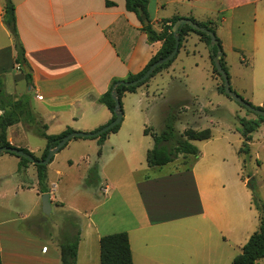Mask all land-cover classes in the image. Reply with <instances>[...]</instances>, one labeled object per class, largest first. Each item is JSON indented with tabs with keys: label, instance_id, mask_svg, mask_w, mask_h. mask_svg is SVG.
Instances as JSON below:
<instances>
[{
	"label": "crops",
	"instance_id": "crops-1",
	"mask_svg": "<svg viewBox=\"0 0 264 264\" xmlns=\"http://www.w3.org/2000/svg\"><path fill=\"white\" fill-rule=\"evenodd\" d=\"M11 1L31 84L26 83L24 75L18 77L13 39L3 22V0L0 79L9 100L30 96L35 119L46 126L47 135H58L66 129L93 133L107 124L112 114L98 101L99 97L113 79L124 80L141 72L163 43L148 40L142 23L126 10L125 0ZM146 1L147 23L157 33L175 17L210 23L223 50L230 88L244 100L263 107L264 0ZM237 49L251 55L249 67L232 60ZM201 63H207L218 94V77L211 68L209 46L190 31L183 34L174 60L144 86L162 87L167 102L193 100L199 110L206 109L199 100H206L211 106L203 97L208 92L203 83L191 81L188 76ZM196 85L200 90L190 88ZM144 86L122 96V122L102 144L97 139L74 138L58 151H77L79 161L87 168L84 173L93 165L99 177V183L91 191L88 189L94 197L91 206L82 212L66 210L85 219L78 224L75 264H100V237L122 231L128 234L133 264H231L260 223V212L253 204L256 192L247 189L240 166L245 163L244 153L239 151L242 137L234 133L235 145L228 140L213 143L212 135L205 141H192L199 150L196 158L179 155L164 166L148 167L146 152L152 148L153 140L149 133L144 134L143 117L150 112ZM259 130L248 143L247 155H254L256 161L262 149L254 147L262 140ZM32 136L41 142H32ZM6 140L37 158L46 147V140L21 121L7 128ZM58 152L47 164L50 213L54 207H64L63 200L54 195L59 189L60 170L55 169L53 180H49ZM68 157L66 162L72 165ZM18 162L14 159L16 165ZM27 169L18 170L17 175L26 176ZM7 174L1 173L0 180L11 176ZM250 177H255V173L249 180ZM259 185L262 193L264 178ZM15 188L33 191L41 199L37 176L24 184L18 182ZM123 209H130L127 217L122 215ZM123 219L126 223L119 224ZM19 220L15 209L0 207L1 264H61L59 243L53 236L40 233L33 225H21ZM57 227L61 229L60 225ZM61 230L73 228L69 225ZM256 264H264V258Z\"/></svg>",
	"mask_w": 264,
	"mask_h": 264
},
{
	"label": "trees",
	"instance_id": "trees-1",
	"mask_svg": "<svg viewBox=\"0 0 264 264\" xmlns=\"http://www.w3.org/2000/svg\"><path fill=\"white\" fill-rule=\"evenodd\" d=\"M3 22L6 25L8 31L13 39V47L15 50L14 62L22 69L24 79L27 84H31V73L28 71L24 73L23 65L27 68V64L24 57V49L19 41L16 31V20H15V7L11 0H3ZM125 8L128 11L133 12L137 19L142 23L143 30L147 34L149 41L161 40L162 46L157 54L149 61V63L144 67V69L136 75H130L124 80L113 79L108 90L99 97L98 101L104 104L112 114V119L114 118V99L112 97V92L115 93V97L119 100L120 107L122 106L121 98L126 93L135 92L136 88L141 86L149 78L159 72L161 69L167 67L173 60H170L161 66L155 68L151 76L145 81L138 83L135 86H124L118 84L123 81H132L141 77L152 63L158 59L168 55L174 48L175 40L172 32L173 24L179 19L175 17L169 21V24L162 25V30L157 33L155 32L149 23L144 24V20L147 19V1L146 0H125ZM193 23L197 24L199 27L205 28L211 32H214L213 27L210 23L197 22L191 18ZM148 21V19H147ZM194 32L201 37L203 41L209 46L210 59L212 63V71L221 80V84L217 86L219 93L224 94V88L220 74L218 73L213 58L220 52V56L217 58V62L221 69L226 73L228 78V73L226 70L224 62V54L221 49L220 41L216 37L217 45L212 46L210 43V38L208 35L200 30L191 28L189 25H183L178 31V36L181 44L183 34L186 32ZM179 44V47H180ZM176 56V55H175ZM116 85V86H115ZM115 86V88H114ZM247 104L253 107L248 101L244 100ZM0 108L2 109V114L0 115V147H12L6 140V130L9 126L17 123L23 122L33 127L34 132L46 140V147L40 158L35 157L31 152L25 148L21 149L24 153L29 154L34 160H42L46 157L48 151L54 148L62 137L72 132L71 129H66L58 135H47L45 130L46 126L40 124L36 121L35 116L32 112L30 106V96L28 94L23 95L16 101L9 100L3 90L2 80L0 79ZM244 108V107H243ZM263 107H256V109H263ZM122 109V108H121ZM251 113L250 111L246 110ZM253 114V113H252ZM254 115V114H253ZM255 118H239V129L238 132L242 137V146L239 151H248V143L252 140V133L255 132L261 124H264V116L254 115ZM177 119V114L171 110L167 113L164 118L163 127L158 133H150L153 140V146L146 152V164L148 167H161L170 162H173L178 158L179 155L191 156L196 158L199 154L198 148L192 143V141H205L210 139L211 132L208 128L202 130H195L193 128H187L183 132L179 133L175 129V121ZM120 124L114 126L109 131L100 134L97 137H92L91 139H97L98 144H102L106 136L109 133H114L118 130ZM144 134H148L147 129H144ZM61 150V149H60ZM14 155L12 153H9ZM97 154H100V149H98ZM16 156V155H14ZM18 157V156H16ZM19 160V170L26 168L27 163H31L29 160L18 157ZM52 159L50 160V162ZM49 162V163H50ZM36 168V176L38 181L39 191L43 193H48L46 187V172L47 164H34ZM86 186H94L98 184V175L96 167H91L85 178ZM255 207L260 212V223L258 229L252 233L247 242L243 245L241 252L237 254L231 264H256V261L264 258V205L260 202H254ZM72 228H76L74 222L69 223ZM69 226V225H66ZM66 231V230H65ZM73 231V230H72ZM80 232L78 228L75 229V233L70 236L64 235V238L59 242L60 248V260L61 264H75L76 262V251L77 244L79 241ZM67 236V237H66ZM99 251H100V264H133L132 254L129 244L128 234L125 231L103 235L99 239ZM1 264V258H0Z\"/></svg>",
	"mask_w": 264,
	"mask_h": 264
},
{
	"label": "rangeland",
	"instance_id": "rangeland-1",
	"mask_svg": "<svg viewBox=\"0 0 264 264\" xmlns=\"http://www.w3.org/2000/svg\"><path fill=\"white\" fill-rule=\"evenodd\" d=\"M231 57L234 62H236L238 65L241 64L240 66L242 67H249V64L251 63V55L249 56L244 51L239 49H237L234 54L231 55ZM244 58L247 62H244ZM239 60H241V63ZM254 62L255 60H252V64ZM17 67L18 77H21L23 75L22 69L20 68V66ZM188 76L191 81L196 80L198 81V83H203L205 92H208L206 96L203 95V97L208 98L207 100L212 105L209 106L206 100H199L200 105L206 108L203 110H199V104L193 100L167 102L163 98L165 93L163 89H160L162 87L155 86L150 89L147 87L145 88L144 85H147V83H149V78L146 82L141 85L144 86L147 97V108L148 111H150L147 117H143L147 132L149 134L153 132L158 133L163 127L164 118L166 117L167 113L173 110L177 114V119L175 121V129L177 132L181 133L185 129L191 128L192 125L194 127L193 129L195 130H202L208 128L211 132L213 143H224L228 140V142H230L232 145H235V143L237 142L236 137H240V134L238 132V119L243 118L244 115L247 118H255V116L252 113L247 112L245 108L236 103L227 95L222 93L215 94L213 88L214 83L209 76L207 63H201L200 68L190 71ZM220 84L221 80L218 77V85ZM190 88L199 89L197 85L191 86ZM203 97L201 98L203 99ZM255 100H257V96L255 97ZM249 103L253 107H257L255 102ZM238 112H241L240 115ZM257 130H259L257 131V133L259 136H261L262 140L257 142L254 147L255 149L257 147L258 149L262 148L263 150L261 149L259 151V158L256 161L254 155L252 157H249L247 155L249 153L248 146V151L243 152V158L245 163L243 164V166L242 164L240 166L243 167V178L247 181V189L253 193L254 191L256 192V197H253V204L257 201L264 205V191H262L261 193V191L258 189L260 188L259 183L264 178V143L262 144V142H264V125L261 124ZM234 133H237L239 135L235 136L236 134ZM31 141L40 143L41 139L37 138L36 136H32ZM210 143L206 146H210ZM205 151H207V148H204L202 150L204 154ZM67 157L71 158L73 162L72 165H69V163L66 162ZM14 159L19 158L9 153H4L0 155V174H11V176L0 180V207L15 209L18 212L20 219L17 223H20L21 225L25 226L33 225L37 227V229H39L40 233H43L47 236H53V238L58 243L61 241L62 238H64V235L70 236L71 234H74L75 229L79 227L78 224L84 223L85 219L82 215L77 216L71 212V214H68L66 210L77 209L78 211L82 212L83 210H86L91 206L92 200L94 199L90 192V188H92L93 186H86L85 184V178L88 171H86V174L84 173V170H87V168L85 164L79 161V153L77 151H74L73 149H69L62 150L58 152V154L55 156L54 164L49 173V180H53L55 176V169L60 170L62 176L60 177V181L57 183L59 185V189L58 191H56V193H54V195L60 197L63 200L64 207H54L52 213L48 215H44L42 213L41 199H38L33 191H27L26 189L19 190L15 188V184H17L18 182L24 184V182H29V179H36V168L34 164H26V168H28L26 171V176L22 174L17 175V171L19 170V163H17L16 165L14 163ZM88 162L91 161L88 160ZM187 165L188 163L186 164V166ZM22 169H20L19 172ZM251 173H255V177H250L251 180H249V176L251 175ZM83 174H85V176L82 179ZM53 182H55V179ZM88 189H90V191ZM258 193L261 194V196H259ZM129 210L130 209H123L122 215L124 217H127V215L129 214ZM131 210L132 212H134V209ZM23 216H25L24 219ZM72 222L76 224V228H73V231L61 230L62 227L67 228L68 226L66 225H70L69 223ZM124 223H126V219H123V222H119V224ZM57 225H60L61 229L58 228ZM82 225L83 224L80 225V228ZM183 240H185V238H183Z\"/></svg>",
	"mask_w": 264,
	"mask_h": 264
},
{
	"label": "water",
	"instance_id": "water-1",
	"mask_svg": "<svg viewBox=\"0 0 264 264\" xmlns=\"http://www.w3.org/2000/svg\"><path fill=\"white\" fill-rule=\"evenodd\" d=\"M144 22L147 23V20H145ZM183 25H189L193 29L202 31L203 33H205L206 35L209 36L210 43L212 46L217 45V40H216L215 34L213 32H211L205 28L199 27L197 24L193 23V21L191 19L180 18L173 24V27H172V32H173L174 40H175L173 50L168 55H166L165 57H162V58L158 59L157 61H155L154 63H152L150 65V67L147 69V71L138 79L132 80V81L119 82L116 85L122 84L124 86H135L138 83H141V82L145 81L146 79H148L151 76V74L154 72L156 67L161 66L162 64L172 60L179 50L180 40H179V36H178V31L181 29V27ZM219 56H220V52H218V54L213 58V61H214V65H215V67H216V69H217V71L220 74V77L222 79L224 94L227 95L228 97H230L232 100H234L236 103H238L242 107H244L246 110L253 113L254 115L264 116V108L263 109L252 108L237 93H235L234 91L231 90V88L229 86V81H228L227 75L221 69V67L219 66V64L217 62V58ZM23 69H24V73L28 72V68L25 65H23ZM115 86H114V88H115ZM112 97H113L114 103H115V105H114V118L113 119H111L107 124L103 125L100 129H98L97 131H95L93 133H81V132H73V131L70 132L69 134L62 137L61 140L57 143V145L54 148H52L48 151V153L44 159L36 161L33 159L32 156H30L27 153H24L21 149H18L15 147H0V155H2L4 153H12L18 157H23V158L29 160L33 164H42V165L48 164L50 162V160L53 158V156L62 147H64L65 144L68 141H70L71 139L97 137L100 134H102L106 131H109L111 128H113L116 125H119L122 122L123 112H122V109L120 107L119 100L115 97L114 92H112ZM41 211L44 215H48L50 213V202H49V194L48 193H43L41 195Z\"/></svg>",
	"mask_w": 264,
	"mask_h": 264
},
{
	"label": "built area",
	"instance_id": "built-area-1",
	"mask_svg": "<svg viewBox=\"0 0 264 264\" xmlns=\"http://www.w3.org/2000/svg\"><path fill=\"white\" fill-rule=\"evenodd\" d=\"M104 192H105V190H104ZM45 250V248H43V251Z\"/></svg>",
	"mask_w": 264,
	"mask_h": 264
}]
</instances>
